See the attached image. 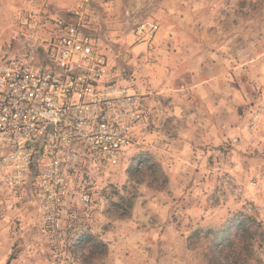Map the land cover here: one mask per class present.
<instances>
[{"label": "rangeland", "instance_id": "obj_1", "mask_svg": "<svg viewBox=\"0 0 264 264\" xmlns=\"http://www.w3.org/2000/svg\"><path fill=\"white\" fill-rule=\"evenodd\" d=\"M78 21L147 124L52 223L0 193V264H264V0H0V60Z\"/></svg>", "mask_w": 264, "mask_h": 264}, {"label": "built area", "instance_id": "obj_2", "mask_svg": "<svg viewBox=\"0 0 264 264\" xmlns=\"http://www.w3.org/2000/svg\"><path fill=\"white\" fill-rule=\"evenodd\" d=\"M156 30L145 21L136 40L150 42ZM106 68L80 21L60 22L44 43L0 60V193L30 185L48 223L86 159L130 152L136 128L146 127L140 101L104 81Z\"/></svg>", "mask_w": 264, "mask_h": 264}, {"label": "trees", "instance_id": "obj_3", "mask_svg": "<svg viewBox=\"0 0 264 264\" xmlns=\"http://www.w3.org/2000/svg\"><path fill=\"white\" fill-rule=\"evenodd\" d=\"M231 246H232V245L230 244V245L225 246V247H220V248H218V251L221 253L222 251H225V250L231 248ZM223 264H224V263H223Z\"/></svg>", "mask_w": 264, "mask_h": 264}]
</instances>
